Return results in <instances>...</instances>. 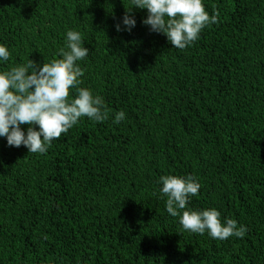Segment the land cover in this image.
<instances>
[{
	"label": "trees",
	"instance_id": "16d2710c",
	"mask_svg": "<svg viewBox=\"0 0 264 264\" xmlns=\"http://www.w3.org/2000/svg\"><path fill=\"white\" fill-rule=\"evenodd\" d=\"M203 3L218 21L178 49L142 23L146 9L116 30L131 0H0V69L58 58L77 30L80 86L108 112L46 154L0 137V264H264V0ZM167 174L196 178L188 206L218 209L244 237L183 229L159 193Z\"/></svg>",
	"mask_w": 264,
	"mask_h": 264
},
{
	"label": "clouds",
	"instance_id": "9594fccd",
	"mask_svg": "<svg viewBox=\"0 0 264 264\" xmlns=\"http://www.w3.org/2000/svg\"><path fill=\"white\" fill-rule=\"evenodd\" d=\"M131 5L115 25L118 32L135 27L136 20L130 14L133 8L146 9L142 23L154 32L164 33L178 49L192 44L206 26L218 21V13L209 14L203 0H131ZM88 54L82 34L68 29L58 58L42 65L29 59L0 69V137L6 138L8 146L23 145L28 153L46 154L52 142L68 133L81 118L98 123L108 118L104 98L80 86L84 70L79 62ZM10 56L8 46L0 43V64ZM125 117L124 110L116 111L113 123L118 125ZM158 183L160 195L167 198L166 212L178 217L183 229L195 234L207 233L218 240L244 237L246 226L231 218L222 221L218 209L188 206L201 188L193 176L167 174L160 176Z\"/></svg>",
	"mask_w": 264,
	"mask_h": 264
}]
</instances>
